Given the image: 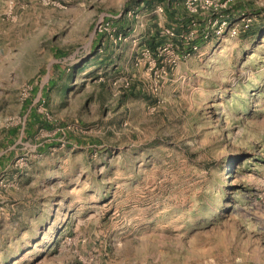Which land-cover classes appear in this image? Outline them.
Segmentation results:
<instances>
[{"label": "rangeland", "instance_id": "obj_1", "mask_svg": "<svg viewBox=\"0 0 264 264\" xmlns=\"http://www.w3.org/2000/svg\"><path fill=\"white\" fill-rule=\"evenodd\" d=\"M192 1L0 0V264H264V0Z\"/></svg>", "mask_w": 264, "mask_h": 264}, {"label": "built area", "instance_id": "obj_2", "mask_svg": "<svg viewBox=\"0 0 264 264\" xmlns=\"http://www.w3.org/2000/svg\"><path fill=\"white\" fill-rule=\"evenodd\" d=\"M197 0H193L191 3H190V10L192 11V9H194V3L196 2ZM231 1V0H230ZM205 2H207L206 4H210L207 0H205ZM227 1L224 3L226 4ZM192 6V7H191ZM97 30L99 33H102V32H107L108 30H110V28L108 27V24L107 23H104L103 21L100 22L97 26ZM120 40V38H118Z\"/></svg>", "mask_w": 264, "mask_h": 264}, {"label": "trees", "instance_id": "obj_3", "mask_svg": "<svg viewBox=\"0 0 264 264\" xmlns=\"http://www.w3.org/2000/svg\"><path fill=\"white\" fill-rule=\"evenodd\" d=\"M189 23H191V20L189 21Z\"/></svg>", "mask_w": 264, "mask_h": 264}]
</instances>
